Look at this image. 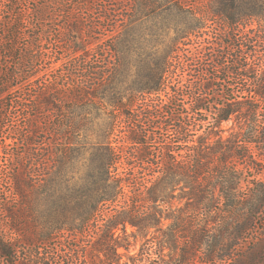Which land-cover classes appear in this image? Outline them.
<instances>
[{"label":"trees","instance_id":"16d2710c","mask_svg":"<svg viewBox=\"0 0 264 264\" xmlns=\"http://www.w3.org/2000/svg\"><path fill=\"white\" fill-rule=\"evenodd\" d=\"M63 2H1V12L21 6L0 23V102L21 93L17 137L0 147L19 149V202L7 214L37 253L13 264H263L264 0H211L207 10L193 0H113L103 9L113 29L94 25L99 37L75 16L90 0L75 3L69 26L56 24ZM49 41L58 66H48ZM138 120L171 127L173 139L152 152L139 125L129 127ZM92 228L90 249L40 252L60 231L81 242ZM0 254L13 257L1 238Z\"/></svg>","mask_w":264,"mask_h":264},{"label":"rangeland","instance_id":"374dc122","mask_svg":"<svg viewBox=\"0 0 264 264\" xmlns=\"http://www.w3.org/2000/svg\"><path fill=\"white\" fill-rule=\"evenodd\" d=\"M2 1L4 0H0V23H2L1 20L3 17H5V19L6 17H8L11 19V21H13L17 17L16 15L20 13L21 6L18 5L15 7H12V6L7 7L5 11H3L4 12L3 13L1 12L2 10L1 2ZM78 1L80 0H64L63 3L65 6L64 8H62L61 16L56 17L55 19L56 24H61L64 27L67 25L69 26V21L72 18L71 11L73 13L75 3H77ZM93 1H96V2H93ZM193 1H196L197 3H199L201 5L200 7L202 10H207L211 4V0H193ZM92 5L94 8L87 9L86 7H84V9L77 12L75 16L80 17L84 21V26L86 29L85 31L87 33L86 35H92L94 37H99L101 31L92 29L94 25L98 24L106 30L113 29V17L109 16V19L107 20L103 19V17L107 15L105 13V10L103 9L104 8L113 9V0H90L89 6H92ZM2 14H4V16H2ZM215 27L220 29V24L218 22L213 23V28ZM88 29H89V32H88ZM1 32L2 30H0V35H1ZM53 40H55V38ZM49 42H50V48H49L50 56H49V59L47 60L48 66L50 65L58 66L60 65L61 62H58V64H56L55 62L58 57L61 58L62 56L58 54L59 50L57 47L54 46L51 48V43H53V41H49ZM215 42L216 41H214L213 43ZM214 47L216 48L217 46L214 45ZM4 62H5V59L4 58L2 59V57H0V65ZM211 72L217 73V71H215L213 68H211ZM232 82L235 83V91L239 95V92L241 91H240L239 86H237V82L236 81H232ZM19 97H21V93L19 91L17 92V91L12 90V91H9L4 97V99H2V101L0 102V108H1L0 112L2 114V118L0 120V125H1V132H0V139H1L0 144L1 145L0 147L3 146L4 142L5 144H8V145L12 144L14 140L11 139L10 137H14V138L17 137L16 129L18 128L20 121L18 120V118H16V114L18 113V110L16 108L15 101ZM162 98L165 99V96L162 95ZM100 106L104 107L103 105H100ZM139 121L140 120H138L137 122L130 121L129 127L130 126L133 127L135 123L139 125V130L142 132V134L149 137V145H150L152 152L155 151V148L159 146L158 143L162 142L163 139L170 140V139H173L174 137V132L172 131L171 127H164V126L157 127L159 124L155 126V124H150L148 121H145V120H141L140 123ZM232 125H233V122H229V123H226L224 127L228 129ZM224 135L226 136L228 135V133H225ZM128 148L129 149L126 148L127 149L126 151L128 152V154H131V152H133V149H131L130 147ZM18 154H19V149L17 148V146H13L11 149L8 148L6 151H3L2 153H0V238L2 239L4 243H7V245H9L12 251V256H13L9 260L10 261L9 262L0 254V264H13V262L15 261L19 263L20 261L23 260L24 257L35 259V256L37 255L36 249L32 250V249H28L27 247L23 248L21 246V241L23 240V238L21 234L17 232L15 228H13L15 223L7 214L8 207L17 208L18 202H19V198L15 194V182H14V179L19 171ZM31 162H32L31 171L34 175L33 180L35 181L34 183L37 182L38 184V185H35L36 189L34 191L38 189L41 191L42 185H39V184H40V181L43 179V175H42L43 173L40 167V162H37L36 158H34L33 161ZM126 169H127V166L125 164L118 168V172L122 173L126 171ZM61 187H63L64 189V185H62ZM63 193L64 191L62 192V194ZM45 198H46L45 195H40L37 197V201H40V203L45 204L46 203ZM34 216H38L37 213ZM35 219H37V217H34V219L31 221H35ZM102 223L103 222L101 221V219H96L95 221L91 223V225L93 227L94 225L96 227L97 226L99 227L101 226ZM38 226L41 232H46L44 231L45 228L42 225H38ZM132 230L133 228L129 226L128 231L131 232ZM32 231L33 230H31V232ZM56 238L57 239L55 241H51L47 247L42 248L40 250L44 258L53 259L57 251L60 254V257H63L64 254L67 252L72 253L74 249L79 250L77 246L79 248L83 246H87L90 249L91 246L94 245V242L96 241V239L99 238V233L94 228L89 229L86 233H84L83 236H81L82 238L81 242L72 240L66 231H60L57 234ZM140 246H141V242H133L130 247V253L132 255L136 254L139 251ZM89 249L84 248V250H89ZM82 250L83 249H81V253H82ZM95 262H98V261L95 260ZM79 264H91V263L87 259H83L81 262H79Z\"/></svg>","mask_w":264,"mask_h":264}]
</instances>
